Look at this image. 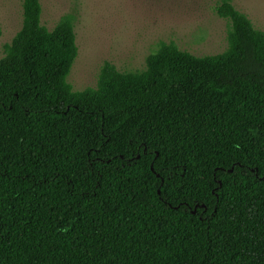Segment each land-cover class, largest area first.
Returning a JSON list of instances; mask_svg holds the SVG:
<instances>
[{
	"label": "trees",
	"instance_id": "16d2710c",
	"mask_svg": "<svg viewBox=\"0 0 264 264\" xmlns=\"http://www.w3.org/2000/svg\"><path fill=\"white\" fill-rule=\"evenodd\" d=\"M228 48L161 43L146 69L68 78L74 17L40 0L0 60V264H264V32L232 0Z\"/></svg>",
	"mask_w": 264,
	"mask_h": 264
},
{
	"label": "rangeland",
	"instance_id": "374dc122",
	"mask_svg": "<svg viewBox=\"0 0 264 264\" xmlns=\"http://www.w3.org/2000/svg\"><path fill=\"white\" fill-rule=\"evenodd\" d=\"M24 0H0V60L23 23ZM42 24L54 30L74 17L79 55L69 83L75 91L96 88L106 62L122 73L146 69L161 43H174L195 56L228 48L230 23L216 9L223 0H40ZM264 32V0H232Z\"/></svg>",
	"mask_w": 264,
	"mask_h": 264
}]
</instances>
